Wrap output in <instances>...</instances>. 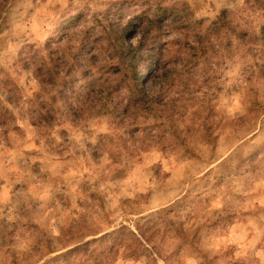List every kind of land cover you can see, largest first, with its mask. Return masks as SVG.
Returning a JSON list of instances; mask_svg holds the SVG:
<instances>
[{"label":"rangeland","instance_id":"rangeland-1","mask_svg":"<svg viewBox=\"0 0 264 264\" xmlns=\"http://www.w3.org/2000/svg\"><path fill=\"white\" fill-rule=\"evenodd\" d=\"M125 226L112 264H264V0H0V264Z\"/></svg>","mask_w":264,"mask_h":264},{"label":"trees","instance_id":"trees-1","mask_svg":"<svg viewBox=\"0 0 264 264\" xmlns=\"http://www.w3.org/2000/svg\"><path fill=\"white\" fill-rule=\"evenodd\" d=\"M128 51L130 54L129 57L132 60V68L130 67L132 69V74L128 76L131 78V85L132 90L134 91V95L136 96V103L134 107L130 106V104L126 106V109L131 111L127 113V115H131L132 117H134V119H136L139 110L143 111L142 113H144L145 115H149V113L152 112L155 114L157 109H159L158 111H160L164 108L163 106L166 105L158 103L156 104V102L154 101L155 93L151 89H148L146 87V83L144 82V79H146L147 77H149V80L151 81L154 80V76H152L153 68H151V66H145L142 69H138L135 65H133L135 63V60L137 59V54L132 49H128ZM45 118L47 119V121L50 120L48 115H45ZM124 228H126L127 231L123 230ZM124 228L119 230L115 229L104 233L102 236L79 243L66 250L65 252H61L49 258L46 264H60L58 263L60 260L61 264H112L108 260H104L103 258H101V254L105 252V250L101 249L100 245L103 243L102 241H104V238H106L107 236L112 239V242L111 244H109L107 249L109 251L114 250L117 244H122L128 240L125 232L128 233V236L131 237V240H137L142 246H146L143 241H140L139 237L133 229L128 226H125ZM125 244L131 245L130 243L128 244V241ZM72 256L79 258L71 259ZM84 256L85 258H83ZM153 259L157 262L156 258Z\"/></svg>","mask_w":264,"mask_h":264}]
</instances>
